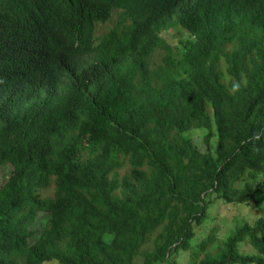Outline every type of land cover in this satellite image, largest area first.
<instances>
[{"label":"trees","instance_id":"1","mask_svg":"<svg viewBox=\"0 0 264 264\" xmlns=\"http://www.w3.org/2000/svg\"><path fill=\"white\" fill-rule=\"evenodd\" d=\"M0 167V264H264V214L192 241L264 205V0L0 2Z\"/></svg>","mask_w":264,"mask_h":264},{"label":"rangeland","instance_id":"2","mask_svg":"<svg viewBox=\"0 0 264 264\" xmlns=\"http://www.w3.org/2000/svg\"><path fill=\"white\" fill-rule=\"evenodd\" d=\"M115 24V20L111 19L105 23L99 24L97 26L96 35H100L103 32H106L108 29L113 27ZM161 37L167 40L172 45H175L176 42L181 38L180 34L176 29V33H173L172 30L163 31L161 33ZM184 38H188V35L183 34ZM190 137L195 142L196 146L203 152L207 150H213V141L214 145H216L217 139H213L210 141V145L207 147L203 142V134H205V129H191ZM189 133V134H190ZM10 174L9 167H0V185H2ZM264 214V205L261 209L251 208L247 205H228L224 204L220 201H215L211 204L207 210L206 218L204 222L196 228L195 235L192 239L194 243L200 242L205 236L209 234H213L214 241L211 244V247L216 245V242L220 240L226 239L228 236L233 234L238 226H240L243 222H251L253 219L258 218V216H262ZM212 231V232H211ZM240 243L238 245V250L245 251L247 253L253 254V249L247 244L242 245ZM240 245H242L240 247ZM189 252V251H188ZM185 251H180L178 254L177 262L180 264H185L187 261L186 256L188 253ZM186 254V256H185ZM140 260L138 259L135 264H138ZM46 264H59L55 260H51Z\"/></svg>","mask_w":264,"mask_h":264},{"label":"clouds","instance_id":"3","mask_svg":"<svg viewBox=\"0 0 264 264\" xmlns=\"http://www.w3.org/2000/svg\"><path fill=\"white\" fill-rule=\"evenodd\" d=\"M0 2L4 3L7 7H9L10 3H15L16 0H0ZM7 24H9V25H6L5 29L9 35V39L11 40V43L13 46H15V44L17 46H20L24 42V40L33 33H38V34L42 35L41 38L43 37L46 41L48 39V36H47L48 35V29L51 26V22H49L47 25V30L45 32V26L38 28L34 25H29L25 22V20L22 17L15 19V20H9L7 22ZM98 25H99V23L97 24V26ZM97 26H96L95 34L97 32ZM105 33L106 32H103L100 35H95V36H97V38H99L100 36H102ZM161 33H160V35H161ZM41 38L35 44L27 46L25 48V50H32L34 47H36L39 44ZM76 77H80V76L77 74V75H75V78Z\"/></svg>","mask_w":264,"mask_h":264}]
</instances>
